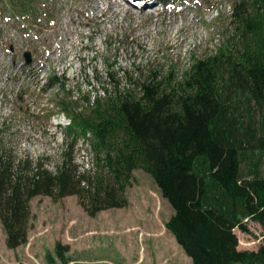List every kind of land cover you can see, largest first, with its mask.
I'll list each match as a JSON object with an SVG mask.
<instances>
[{
    "label": "trees",
    "instance_id": "1",
    "mask_svg": "<svg viewBox=\"0 0 264 264\" xmlns=\"http://www.w3.org/2000/svg\"><path fill=\"white\" fill-rule=\"evenodd\" d=\"M5 1L7 12L29 20L49 0ZM233 8L229 44L194 59L181 79L155 70L120 89L108 71L115 90L89 96L88 113L64 105L72 140L55 170L0 140V218L9 247L27 241L33 197L77 195L90 214L122 207L134 171L143 169L174 209L166 226L192 264H264V242L239 249L235 232H249V220L264 230V0H235ZM59 80L54 75L48 86ZM81 136L92 140L94 170L81 172L68 152Z\"/></svg>",
    "mask_w": 264,
    "mask_h": 264
},
{
    "label": "rangeland",
    "instance_id": "2",
    "mask_svg": "<svg viewBox=\"0 0 264 264\" xmlns=\"http://www.w3.org/2000/svg\"><path fill=\"white\" fill-rule=\"evenodd\" d=\"M234 2H156L141 9L127 0H49L26 20L0 0V140L18 157L55 170L72 140L64 132V105L88 113L94 96L115 90L108 71L120 89L132 88L129 77L155 70H173L181 79L194 59L229 44ZM26 50L33 54L29 64ZM54 75L59 82L48 86ZM91 144L81 136L68 151L81 172L94 170ZM126 197L125 206L94 214L77 195L33 197L26 243L9 247L0 218V264H192L166 226L174 209L153 176L136 169ZM248 225L249 232L235 228L239 249L257 250L264 230Z\"/></svg>",
    "mask_w": 264,
    "mask_h": 264
},
{
    "label": "water",
    "instance_id": "3",
    "mask_svg": "<svg viewBox=\"0 0 264 264\" xmlns=\"http://www.w3.org/2000/svg\"><path fill=\"white\" fill-rule=\"evenodd\" d=\"M24 57H25V63L29 64L33 60V54L30 50H26L24 52Z\"/></svg>",
    "mask_w": 264,
    "mask_h": 264
},
{
    "label": "crops",
    "instance_id": "4",
    "mask_svg": "<svg viewBox=\"0 0 264 264\" xmlns=\"http://www.w3.org/2000/svg\"><path fill=\"white\" fill-rule=\"evenodd\" d=\"M174 236V235H173ZM175 237V236H174Z\"/></svg>",
    "mask_w": 264,
    "mask_h": 264
}]
</instances>
